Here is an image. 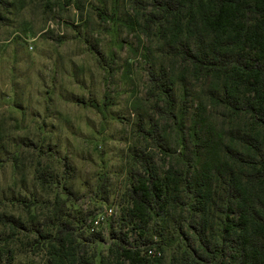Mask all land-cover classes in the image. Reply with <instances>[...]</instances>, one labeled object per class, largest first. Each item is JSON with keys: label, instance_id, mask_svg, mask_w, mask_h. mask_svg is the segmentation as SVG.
<instances>
[{"label": "rangeland", "instance_id": "374dc122", "mask_svg": "<svg viewBox=\"0 0 264 264\" xmlns=\"http://www.w3.org/2000/svg\"><path fill=\"white\" fill-rule=\"evenodd\" d=\"M152 11L149 0L1 1L0 215L19 225L9 230L0 222V257L9 252L10 264H48L49 242L62 221L82 246L85 264H117L114 246L122 235L126 249L145 240L138 219L127 224L122 218L131 209L125 192L140 171L134 154L149 153L160 172L210 160L205 150L196 156L186 139L176 156L184 131L154 111L157 103L164 104L148 80L149 71L165 74L175 113L185 102L184 125L201 109L215 131L214 143L219 137L230 143L243 130L238 118L208 99L210 91H221V83L196 79L169 54V25L145 29ZM139 125L145 130L157 126L161 142L175 152L164 164ZM238 174L244 181L245 173ZM226 179H211L210 199L196 213L195 221L206 217L209 237L220 232ZM253 196L248 195L249 203ZM171 206L156 227L164 229L160 264H180L195 247L191 235L186 246L178 233L181 224L183 232L187 225L192 229L188 213L193 208L181 202ZM107 209L112 216L95 228L101 237L92 235L90 217ZM237 215L233 205L231 216ZM118 264L129 263L120 256Z\"/></svg>", "mask_w": 264, "mask_h": 264}, {"label": "trees", "instance_id": "16d2710c", "mask_svg": "<svg viewBox=\"0 0 264 264\" xmlns=\"http://www.w3.org/2000/svg\"><path fill=\"white\" fill-rule=\"evenodd\" d=\"M149 4L153 11L146 15L145 29L150 30L157 24L169 25V54L189 68L196 79L221 83V91H210L208 99L223 105L232 117L238 118L243 130H237L235 139L230 137V143H222L221 137L214 143L215 131L206 125L201 109L194 113L192 123L184 125L185 102L180 101L175 113L172 88L165 74L148 72V80L164 104L161 107L157 103L154 111L184 131L176 141V156L185 149L186 139L196 156L205 150L210 160L199 166L186 163L182 169L170 165L160 172L149 153L134 154L140 171L134 175L135 183L125 192L131 209L125 210L122 218L127 224L138 219L145 240L144 244L126 249L122 235L120 243L114 246L116 262L122 256L129 264H160L164 229L156 227L166 220L167 205L181 202L193 208L188 213L192 229L187 225L183 232L181 224L178 233L186 246L191 235L195 247L182 256L180 264H264V0H149ZM160 128L165 131L166 125ZM139 131L157 147L163 164L175 154L161 142L157 126L145 130L139 125ZM242 172L244 181L238 174ZM223 176L227 177L224 187L227 202L220 211L223 219L219 235L209 237L205 233L206 217H199L198 221L195 217L198 211H204L210 199L211 179ZM250 193L254 194L251 203ZM233 205L238 211L236 219L231 216ZM95 216L90 217L89 228ZM0 222L9 230L19 227L11 216L0 215ZM68 226L62 221L56 227L55 236L49 242L52 249L49 247L48 264H67L66 261L85 264L80 255L82 246ZM92 235L101 237L95 230ZM150 249L160 255H148ZM3 256L0 264H10V253Z\"/></svg>", "mask_w": 264, "mask_h": 264}, {"label": "built area", "instance_id": "2783aa9c", "mask_svg": "<svg viewBox=\"0 0 264 264\" xmlns=\"http://www.w3.org/2000/svg\"><path fill=\"white\" fill-rule=\"evenodd\" d=\"M112 214H113V211H112V209H107V210H105L104 211V213L103 214H98L94 219H93V221H92V223H91V227H90V229H91V231H94L95 230V228H98L99 227V225H101L102 224V222L105 220V218H106V216H112ZM147 254L148 255H152L153 257L156 255V256H159L160 254L159 253H155V251L152 249H150V250H148L147 251Z\"/></svg>", "mask_w": 264, "mask_h": 264}]
</instances>
